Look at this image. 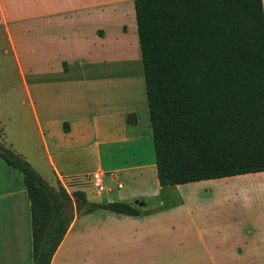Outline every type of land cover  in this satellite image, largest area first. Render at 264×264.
Listing matches in <instances>:
<instances>
[{
	"label": "crops",
	"instance_id": "crops-1",
	"mask_svg": "<svg viewBox=\"0 0 264 264\" xmlns=\"http://www.w3.org/2000/svg\"><path fill=\"white\" fill-rule=\"evenodd\" d=\"M0 21L30 120L0 117L3 145L87 200L100 170L95 202L139 211L75 207L50 264H264V171L158 182L134 0H0ZM31 252L27 189L0 156V264Z\"/></svg>",
	"mask_w": 264,
	"mask_h": 264
},
{
	"label": "trees",
	"instance_id": "trees-1",
	"mask_svg": "<svg viewBox=\"0 0 264 264\" xmlns=\"http://www.w3.org/2000/svg\"><path fill=\"white\" fill-rule=\"evenodd\" d=\"M134 9L159 184L264 171L262 0H134ZM0 156L27 189L32 264H50L75 207L139 213L49 185L1 141Z\"/></svg>",
	"mask_w": 264,
	"mask_h": 264
},
{
	"label": "rangeland",
	"instance_id": "rangeland-1",
	"mask_svg": "<svg viewBox=\"0 0 264 264\" xmlns=\"http://www.w3.org/2000/svg\"><path fill=\"white\" fill-rule=\"evenodd\" d=\"M13 94L18 96L15 97L14 105L13 100H10ZM26 102L18 68L12 57L4 27L0 21V117L7 116L12 110H16L21 116L22 125H29V109ZM86 193L88 201L95 202L98 200L97 193L90 184L87 185Z\"/></svg>",
	"mask_w": 264,
	"mask_h": 264
},
{
	"label": "built area",
	"instance_id": "built-area-1",
	"mask_svg": "<svg viewBox=\"0 0 264 264\" xmlns=\"http://www.w3.org/2000/svg\"><path fill=\"white\" fill-rule=\"evenodd\" d=\"M89 178L96 192L102 193L103 191H105V185L103 180L104 173L102 171L100 170L94 171L93 173L90 174Z\"/></svg>",
	"mask_w": 264,
	"mask_h": 264
}]
</instances>
